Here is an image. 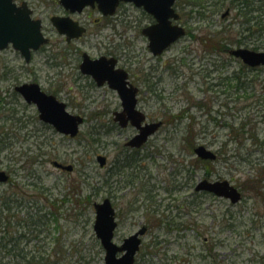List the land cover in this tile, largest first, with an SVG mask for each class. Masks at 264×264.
<instances>
[{
	"label": "rangeland",
	"instance_id": "374dc122",
	"mask_svg": "<svg viewBox=\"0 0 264 264\" xmlns=\"http://www.w3.org/2000/svg\"><path fill=\"white\" fill-rule=\"evenodd\" d=\"M29 1L50 42L30 63L12 46L0 51V170L14 181L0 183V211L4 201L14 205L0 229L8 224L20 247L27 241L23 249L36 255L37 264H105L94 204L110 198L119 223L117 244L147 227L135 264H264V67H248L229 53L255 45L264 51V27L245 30L233 0H178L187 34L155 59L141 32L150 20L132 4L97 22L98 9L70 14L59 0ZM56 15L71 16L89 29L68 43L51 22ZM116 50L140 88L139 108L147 121L164 122L140 149L126 146L137 130L114 121L121 110L118 93L98 86L79 68L82 52L98 57ZM31 82L85 117L77 137L47 126L36 105L15 91ZM199 145L218 159H200L194 151ZM99 155L107 157L105 167ZM54 161L74 169H58ZM206 179L228 180L242 199L232 203L198 191ZM39 225L41 232L31 231ZM2 231L6 225L0 237ZM3 238L0 264H28V258L6 254L7 233Z\"/></svg>",
	"mask_w": 264,
	"mask_h": 264
},
{
	"label": "water",
	"instance_id": "95a60500",
	"mask_svg": "<svg viewBox=\"0 0 264 264\" xmlns=\"http://www.w3.org/2000/svg\"><path fill=\"white\" fill-rule=\"evenodd\" d=\"M176 0H60V3L71 13H81L86 7L98 6L104 15H114L120 2H131L137 7H143L145 11L153 15L157 24L146 27L143 34L148 36L149 48L155 54H161L167 47L185 35L186 31L179 25H172L171 19L178 20L180 15L174 8ZM227 11L223 17L227 16ZM53 25L60 34L67 36V40L79 38L86 32V28L79 25L71 17L54 16L51 19ZM49 42L42 32V21L31 17V10L27 4L23 3L18 7L14 0H0V50L12 44L29 62L32 50L39 49ZM230 54L240 58L245 64L251 67L264 66V51H256L249 48H235L230 50ZM81 64V70L85 74H91L99 86L106 81L110 86L118 90L123 102L124 110L116 113L115 121L122 127H126L131 121L139 133L128 143L131 147H141L148 138L154 134L162 125L161 122L143 125L146 116L136 109L138 88L130 84L128 87L127 74L122 71L119 74L113 73L115 60L105 58L90 60L85 55ZM16 90L24 97L28 103L36 104L40 119L53 125L60 133L75 137L78 135L80 125L84 118L74 115L67 110L66 103L58 100L54 95L43 91L37 83H25L16 87ZM197 156L202 160L214 161L217 155L212 150L203 145L194 149ZM98 161L102 167L105 166L107 158L100 155ZM55 165L65 170L72 171L71 165L64 166L58 162ZM8 175L0 171V182H6ZM196 189L211 192L219 197L229 199L232 203L241 200V192L228 180L210 182L204 180L200 182ZM96 218L94 230L105 250V264H135L136 255L140 250L142 238L146 233V227L141 228L129 237L125 238L122 244L114 241L115 231L118 228L116 219V209L110 198H105L102 202L95 203ZM121 255L119 256V254Z\"/></svg>",
	"mask_w": 264,
	"mask_h": 264
},
{
	"label": "flooded vegetation",
	"instance_id": "af4514ba",
	"mask_svg": "<svg viewBox=\"0 0 264 264\" xmlns=\"http://www.w3.org/2000/svg\"><path fill=\"white\" fill-rule=\"evenodd\" d=\"M23 2H26L27 3V5H28V9L29 10H31V14H32V18H34V19H41V18H37V17H35V10H34V8L31 6V2L28 0V1H26V0H23ZM22 2V3H23ZM59 2H60V0H59ZM179 1L178 0H176V4H175V8H176V10H177V12L180 14V16H181V18H180V20H178V21H173L172 20V25H174V24H177V25H181V26H183L182 24H181V22H182V16H183V14H181L180 12H179V10H178V8H177V3H178ZM17 3V2H16ZM125 4H132V3H124V2H121L120 4H119V6H118V8H117V12L119 11V9H121V7L122 6H125ZM17 5L19 6L20 4H18L17 3ZM132 5H134V4H132ZM135 6V5H134ZM136 7V6H135ZM90 8V10H95V9H98V7L97 6H95V7H87V8H85L84 10H83V12L82 13H85V11L87 10V9H89ZM143 12H145V15H147V17H148V20H150V22H149V24H147L146 26H144L142 29H141V32H142V34H143V30L146 28V27H148V26H151V25H155V24H157V20L152 16V15H150L149 13H147L143 8H140ZM98 11H99V9H98ZM100 12V11H99ZM117 12H116V14H117ZM101 13V12H100ZM115 14V15H116ZM115 15H113V16H110V15H104L103 13H101V17L100 18H97L96 19V21L97 22H101V21H105V20H108V18H112V17H114ZM90 17V16H89ZM89 17H88V19H89ZM42 20V19H41ZM43 21V20H42ZM81 23V25H83L84 27H86V29H87V31H88V27L84 24V22H80ZM87 33V32H86ZM144 35V34H143ZM84 36V35H83ZM82 36V37H83ZM82 37H80V38H78V39H74L75 41H79V40H81V38ZM148 39V38H147ZM74 40H72V41H74ZM68 43H71V42H68ZM149 48V47H148ZM42 49V48H41ZM40 49V50H41ZM150 50V49H149ZM151 51V50H150ZM166 51L167 50H165L161 55H154L152 52V54H153V56H154V58L155 59H159V58H161L162 56H163V54L164 53H166ZM33 55H34V52H33V54H32V57H33ZM85 55H87V58L88 59H90V60H96V59H99V58H105L107 61V63H108V65L109 66H111V62H109L108 60H115L116 61V63H115V66H114V68L112 69V72L113 73H116V74H119V73H121L122 71H124L126 74H127V79H128V86H130V84H132L134 87H136V88H138V95H139V93H140V88L134 83V81L131 79V71H130V69H129V67H124V64L122 63V54H121V52H119V51H111V52H109V53H104V54H100L98 57H92V55H90V54H88L87 52H82L81 53V55L79 56V59H81V63L79 64V68H81V64H82V62H83V60H84V57H86ZM32 57H31V61H32ZM153 70H157L156 69V67H154V65H152V67H151ZM95 82V81H94ZM21 85V84H20ZM17 86H19V85H17ZM16 86V87H17ZM105 86H107V88H110L111 90H114V89H112L111 87H110V84H109V82H107L106 84H105ZM16 87H15V89H16ZM116 91V90H115ZM117 92V91H116ZM118 93V92H117ZM118 96H119V94H118ZM138 102H139V99H138ZM122 109H123V107H122V103H121V110H117V111H115L114 112V114L115 113H119V112H122ZM138 109H140L139 108V103H138ZM140 110H142V109H140ZM60 169V168H59ZM9 175V174H8ZM7 183H11V184H14V181H13V179L11 178V176L9 175V178H8V181L5 183V184H7ZM15 200L13 199V202H14ZM13 206L14 205H11V204H9V207H8V213L9 212H11V209L13 208ZM17 207H21L19 204L17 205ZM22 208V207H21ZM8 221H9V219H8ZM25 221H27V220H25ZM8 223V222H7ZM8 225V224H7ZM18 227H19V225H17ZM27 227H29V229L31 228V225L28 223V225H26ZM42 225H39V226H37V229H31V231L32 232H34V230L35 231H37L38 233L39 232H41L40 231V228L39 227H41ZM15 227V226H14ZM8 229V230H7ZM6 229V231H7V239H6V248H5V251H6V254H8V255H12L13 257H15L17 260H19V259H26V258H28L27 259V261H30V260H35L36 259V255H34V254H30L29 252H25L24 251V249L23 248H25L26 247V245H27V241H26V245H25V247H20V244H19V240L20 239H17V238H15L14 236H12L11 235V233L13 232L9 227ZM10 230V231H9ZM50 233V231H48V234ZM21 235V237H22V239H27V240H29V242H31V239H29V238H27V236H26V234L25 233H21L20 234ZM34 235V238H37L36 237V235L35 234H33ZM54 239H56V241L57 240H59V238L58 237H54ZM44 240V239H43ZM43 240H40V242H43ZM56 246H57V243H56V245L54 246V247H52L51 248V250L49 251V254L50 255H54V254H57L58 253V249L56 248ZM37 249H42L44 246H40V244H37L36 246H35ZM21 257V258H20ZM36 261V260H35ZM32 264H37L36 262H33Z\"/></svg>",
	"mask_w": 264,
	"mask_h": 264
},
{
	"label": "trees",
	"instance_id": "16d2710c",
	"mask_svg": "<svg viewBox=\"0 0 264 264\" xmlns=\"http://www.w3.org/2000/svg\"><path fill=\"white\" fill-rule=\"evenodd\" d=\"M200 3H199V1H196L194 4L196 6L201 7L202 5ZM230 3H232L233 8L239 13L238 16L244 17V21L242 23L243 24H246V29L245 30H247L248 32H250L251 30H253V28L250 27L251 25L257 26V27H264V0H233ZM186 4L187 5H191L192 6V9H197V11L199 13L202 12L200 8H195L192 5L193 2L192 3L186 2ZM201 14H203V13H201ZM260 34H264V28H263V30H260ZM252 35H255V34L252 33ZM250 37H252V36H250ZM245 38H247V37H245ZM236 42L239 45L245 44L242 41H236ZM246 45H249V44H246ZM260 48L261 47L258 46V45H255L254 46V49H260ZM243 132L245 133L246 131L244 130ZM251 137L253 139H255V142L257 141L259 144H262L263 143V141L261 142L259 140L258 135L253 134V135H251ZM232 156L233 157H236V154H233ZM239 157H241V154H239ZM241 158H243V160L245 162H246V160H248L247 158L244 159L243 155H242ZM224 160H227V159H224ZM253 166L255 168V164H253ZM259 175H260L259 169L258 170L254 169L253 177H258ZM2 204L3 205L1 206V211H0V223L3 222V219L4 218L7 219L6 215L4 217H3V215L6 212V210H8V207H9V203H7L6 201L2 202ZM5 225H6V229H7V224H3L2 227L3 226L5 227ZM2 227L0 229V232L2 230ZM2 232H3V235L0 238L2 239L4 237L3 239L5 240L7 231H6V233H4V231H2ZM0 242H2V241H0ZM3 248L4 249L6 248V243L3 244ZM33 262H34L33 260H30V261H28V264L29 263L32 264Z\"/></svg>",
	"mask_w": 264,
	"mask_h": 264
}]
</instances>
